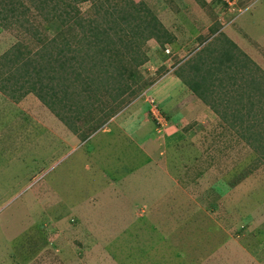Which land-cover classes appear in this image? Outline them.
<instances>
[{
    "label": "rangeland",
    "instance_id": "1",
    "mask_svg": "<svg viewBox=\"0 0 264 264\" xmlns=\"http://www.w3.org/2000/svg\"><path fill=\"white\" fill-rule=\"evenodd\" d=\"M0 264H264V0H0Z\"/></svg>",
    "mask_w": 264,
    "mask_h": 264
},
{
    "label": "crops",
    "instance_id": "2",
    "mask_svg": "<svg viewBox=\"0 0 264 264\" xmlns=\"http://www.w3.org/2000/svg\"><path fill=\"white\" fill-rule=\"evenodd\" d=\"M243 12H244V11H243ZM243 16H244V15H243ZM243 16H242V17H243ZM237 17H238V16H237ZM240 20H241V19H240ZM240 20H238V22H239ZM240 22H241V21H240ZM240 22H239V23H240ZM243 23H247V19H244L243 22H242V24H243ZM250 32H251V31H250Z\"/></svg>",
    "mask_w": 264,
    "mask_h": 264
},
{
    "label": "trees",
    "instance_id": "3",
    "mask_svg": "<svg viewBox=\"0 0 264 264\" xmlns=\"http://www.w3.org/2000/svg\"><path fill=\"white\" fill-rule=\"evenodd\" d=\"M195 91V90H194Z\"/></svg>",
    "mask_w": 264,
    "mask_h": 264
}]
</instances>
